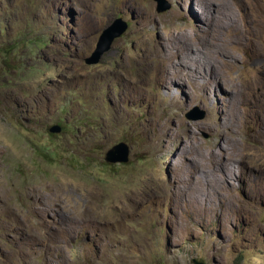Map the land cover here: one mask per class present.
I'll use <instances>...</instances> for the list:
<instances>
[{
  "label": "rangeland",
  "instance_id": "374dc122",
  "mask_svg": "<svg viewBox=\"0 0 264 264\" xmlns=\"http://www.w3.org/2000/svg\"><path fill=\"white\" fill-rule=\"evenodd\" d=\"M167 1L0 0V264H264V0H227L237 40ZM118 18L126 32L86 64ZM184 33L193 72L163 86L162 49ZM121 142L129 162L107 163Z\"/></svg>",
  "mask_w": 264,
  "mask_h": 264
},
{
  "label": "bare ground",
  "instance_id": "6f19581e",
  "mask_svg": "<svg viewBox=\"0 0 264 264\" xmlns=\"http://www.w3.org/2000/svg\"><path fill=\"white\" fill-rule=\"evenodd\" d=\"M194 3H195V5H197L199 8L201 7V10H202V12L205 14V13H210L209 15V17H206L205 15H203V17H202V22L203 23H205L206 24V26L209 28V30L207 31L208 33L207 34H211L212 36H214L213 34H217V33H219V31H224V29L225 30H231L232 32H233V34L235 35V39H236V37H237V39H238V37H239V27L237 28V26H239V25H237V20H236V15H235V13H234V9H232V8H230L229 6H228V4H230L227 0H220V3H215L214 4V0H192ZM228 2V3H227ZM231 5V4H230ZM207 14V15H208ZM239 21V20H238ZM198 29V28H197ZM250 30H252V29H250ZM227 32V31H226ZM248 32V31H247ZM242 33H245V31L244 32H242ZM249 33V32H248ZM250 33H251V31H250ZM221 34V33H220ZM246 34V33H245ZM183 36H181V37H179V38H174V41L172 42V43H170V44H168L165 48L163 47V49H162V52L164 53V59H165V63L166 64H162L161 65V69L163 70L160 74H159V77H160V80H161V84H164L163 86H165L168 82H170V80L172 79L171 78V76L169 75V74H171L172 76H173V74H172V72L170 71V69H173L172 71H175V73H177L178 72V65L180 66H182L183 67V70H184V72L185 71H188L187 70V67H189L190 68V72L188 71V72H186V74L188 75L189 73H191V72H193V67L191 68V65L189 66V65H187L186 64V62H188L187 60H188V54H182L181 53V47H186V45H190L189 43H188V40H189V38H185V33L184 34H182ZM222 35H223V33H222ZM224 35H226V33L224 34ZM211 36V37H212ZM230 36H232V35H230ZM210 37V38H211ZM215 37H216V35H215ZM227 37V36H226ZM245 37V36H244ZM213 38V37H212ZM220 38V37H219ZM218 38V39H219ZM228 38V37H227ZM241 38V37H240ZM221 39H222V37H221ZM230 39H232V38H230ZM236 39V40H237ZM244 39V38H243ZM199 40V39H198ZM236 40H235V43H237L236 42ZM240 40V39H239ZM214 42H215V40H213ZM221 41V40H220ZM227 41H228V39H227ZM233 41H234V39H233ZM182 42L184 43L183 44V46H181V44H182ZM195 42V41H194ZM198 42V41H197ZM229 42V41H228ZM239 42V41H238ZM192 43V42H191ZM225 43V42H224ZM230 43V42H229ZM228 43V44H229ZM233 43V42H232ZM194 44V43H193ZM223 44V43H222ZM222 44H219L217 41H216V43H215V45H216V47H217V51L219 52L218 54L220 55V53L221 54H225V55H228V48H226V47H224ZM231 46H232V44H231ZM188 47H190V46H188ZM194 48H195V46H194ZM193 48V49H194ZM201 48V47H200ZM199 48V49H200ZM229 49H231V48H229ZM191 50V49H190ZM202 51V50H201ZM213 53V52H212ZM216 53V52H215ZM199 54V53H198ZM217 54V55H218ZM197 55V54H196ZM208 55V54H207ZM197 56H199V55H197ZM177 57V59L179 60V62L178 61H176L175 60V58ZM191 57V56H190ZM198 58V57H197ZM204 58H206V57H204ZM208 58V57H207ZM211 58V57H210ZM209 58V59H210ZM218 58V57H217ZM225 58V57H224ZM196 59V58H195ZM202 59V58H201ZM216 59V58H215ZM191 61V60H190ZM217 61V60H216ZM218 61H220V60H218ZM218 61H217V63H218ZM194 62V61H193ZM200 63H202V62H199V65H201ZM205 63V62H204ZM221 63H223V62H221ZM195 64H196V62H195ZM224 64V63H223ZM204 65V64H203ZM222 65V64H221ZM220 66V65H219ZM228 66V65H227ZM181 67V68H182ZM211 70H210V73L212 72V69L214 70V68L216 67H214V65H212L211 64ZM216 68H218V67H216ZM220 68V67H219ZM149 69V68H148ZM160 69V68H159ZM222 69V68H221ZM198 70V69H197ZM206 70V69H205ZM149 71V70H148ZM204 72V71H203ZM198 73H200V72H198ZM202 73V72H201ZM205 73H207V72H205ZM213 74H214V77L217 79V80H219L220 82H221V77H220V73H218L216 70L215 71H213ZM190 75V74H189ZM205 75V74H204ZM181 76L183 77V76H185L184 75V73L182 72L181 73ZM191 77V76H190ZM223 77V76H222ZM196 79V78H195ZM203 79H204V77H203ZM197 80V79H196ZM182 81H183V79H182ZM188 81V80H187ZM225 81V80H224ZM223 81V82H224ZM217 82V81H216ZM223 82H222V84H223ZM218 83V82H217ZM225 84V83H224ZM233 84V83H232ZM184 85V84H183ZM231 86V85H230ZM236 86V85H235ZM206 88H208V87H206ZM224 88V87H223ZM207 90V89H206ZM224 91H225V93L226 94H228V93H236L237 92V90H235V89H233L232 88V91L231 90H226V89H223ZM223 91V92H224ZM240 91V90H239ZM237 94V93H236ZM235 94V95H236ZM210 95V94H209ZM237 96V95H236ZM238 96H239V93H238ZM237 96V97H238ZM204 98H205V101L207 102V104L209 105V107L211 106L210 105V100H209V98L208 97H206L205 95H204ZM231 98V97H230ZM233 98H234V96H233ZM228 99V98H227ZM228 101V100H227ZM234 101V100H233ZM237 101V100H236ZM230 102V101H229ZM238 103V102H237ZM238 105V104H237ZM231 107L232 108H235L236 107V103H232L231 104ZM237 109V108H236ZM233 113V112H232ZM236 113V112H235ZM234 113V114H235ZM235 117L236 116H233L232 118H230L231 119V121L233 120V119H235ZM225 118H226V116H225ZM224 119V118H223ZM226 122V121H225ZM229 122V121H228ZM225 124H227V123H225ZM234 124V123H233ZM227 126V125H226ZM233 127V126H232ZM235 128V127H234ZM231 130V129H230ZM234 130V129H233ZM188 131V130H187ZM235 135V134H234ZM224 139V138H223ZM229 139V138H228ZM194 140H195V138H194ZM225 140V139H224ZM235 140V139H234ZM233 141V140H232ZM231 142V141H230ZM181 143V142H180ZM228 143V142H227ZM184 144V143H183ZM223 144V143H222ZM220 145V144H219ZM227 146H228V144H226ZM225 145V146H226ZM233 145V144H232ZM193 146V145H192ZM226 146V147H227ZM231 146V145H230ZM234 146V145H233ZM181 147H183V146H181ZM189 147V146H188ZM189 148H191V145H190V147ZM193 148V147H192ZM221 148H222V146H221ZM227 148H230V147H227ZM217 149V148H216ZM224 149V148H223ZM232 149V148H231ZM180 150V149H179ZM189 150V149H188ZM198 150V149H197ZM215 150V149H214ZM226 150V149H225ZM187 151V150H186ZM190 151V150H189ZM231 151V150H230ZM2 152H3V150L2 149H0V154H2ZM181 152H184V147H183V150L181 151ZM204 152V151H203ZM202 152V153H203ZM218 152V151H217ZM217 152L216 153H214V151L212 150V149H210L208 152H206V153H208V158H209V161H210V163L211 164H213V162H214V160L216 159V158H220L221 157V154L218 152V154H217ZM228 152V151H227ZM232 152H234V151H232ZM185 153V152H184ZM187 153V152H186ZM189 154V153H188ZM230 154H231V152H230ZM233 154V153H232ZM231 154V155H232ZM182 155V154H181ZM228 156H229V153L227 154ZM230 155V157H229V159L232 157ZM187 156V155H186ZM233 156H234V154H233ZM236 156V155H235ZM222 158V157H221ZM224 159V158H223ZM228 159V160H229ZM236 159V158H235ZM183 160H184V158H183ZM219 161V160H218ZM232 161V160H231ZM230 161V162H231ZM182 162V161H181ZM184 162V161H183ZM206 162V161H205ZM222 162H224L225 163V165H226V161H222ZM233 162V161H232ZM207 163V162H206ZM218 163V162H217ZM209 164V163H208ZM221 165V164H220ZM181 166H183V165H181ZM187 166V165H186ZM185 166V167H186ZM232 166V165H231ZM189 167V166H188ZM220 167V166H219ZM224 167V166H223ZM227 167V166H226ZM230 168V167H229ZM186 169V168H185ZM184 169V170H185ZM225 170V169H224ZM180 171H182V170H180ZM186 171H188V169L186 170ZM177 172H179V171H177ZM182 173V172H181ZM184 173V172H183ZM186 173H188V172H186ZM178 175V174H177ZM182 175V174H181ZM180 175V176H181ZM187 175H189V173L187 174ZM183 176V175H182ZM186 176V175H185ZM190 176V175H189ZM194 176V175H193ZM178 178V177H177ZM186 178H188L187 176H186ZM190 178V177H189ZM191 178H193V177H191ZM185 179V178H184ZM186 181H187V179H186ZM190 181V180H189ZM177 183H178V181H177ZM188 183H190V182H188ZM181 184V183H180ZM187 184V183H186ZM192 184V183H191ZM178 185V184H177ZM188 185V184H187ZM194 185V184H193ZM179 187H180V185H179ZM178 187V188H179ZM192 188V187H191ZM175 189H177V188H175ZM183 190V189H182ZM184 191V190H183ZM31 194H36V189H33V190H31V191H29ZM176 192H177V190H176ZM179 192V191H178ZM179 194V193H178ZM183 194V193H182ZM184 194H185V192H184ZM187 194V193H186ZM191 195V194H190ZM178 197V196H177ZM46 202V201H45ZM47 206V205H46ZM40 207V206H39ZM44 207V206H43ZM45 208V207H44ZM8 211V210H7ZM34 211V210H33ZM41 211V210H40ZM46 211H44V214H46L45 213ZM41 213V212H40ZM48 214V213H47ZM10 216V215H9ZM16 216V215H15ZM34 219V218H33ZM39 219V218H38ZM20 220V219H19ZM12 225V224H11Z\"/></svg>",
  "mask_w": 264,
  "mask_h": 264
},
{
  "label": "water",
  "instance_id": "95a60500",
  "mask_svg": "<svg viewBox=\"0 0 264 264\" xmlns=\"http://www.w3.org/2000/svg\"><path fill=\"white\" fill-rule=\"evenodd\" d=\"M157 3V12H165L171 9V4L167 0H154ZM127 30V23L122 19H115L99 36L95 51L85 62L89 65L99 63L102 56L108 52L115 39L120 38ZM190 120H200L205 117L204 111L197 108L187 113ZM50 132L57 134L61 132V127L55 125L50 128ZM130 160V150L127 144L121 142L110 148L105 155V161L109 164H126Z\"/></svg>",
  "mask_w": 264,
  "mask_h": 264
}]
</instances>
